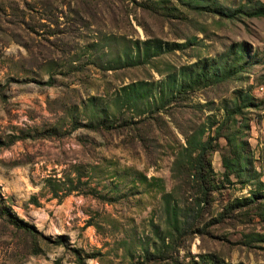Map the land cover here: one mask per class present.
Wrapping results in <instances>:
<instances>
[{
  "label": "rangeland",
  "instance_id": "1",
  "mask_svg": "<svg viewBox=\"0 0 264 264\" xmlns=\"http://www.w3.org/2000/svg\"><path fill=\"white\" fill-rule=\"evenodd\" d=\"M257 1L264 2L0 0V193L34 226L40 248L31 254L28 237L0 222V264H77L75 251L84 264H171L143 258L160 238L175 243L179 264H264V199L211 222L227 202L264 192V18L222 15ZM147 39L159 51L140 61ZM169 43L177 45L166 50ZM238 44L243 58L233 75L154 113L155 82ZM140 82L148 93L132 105L126 86ZM238 94L253 104L242 105L222 132L246 141L247 162L225 179L227 147L216 140L208 159L218 189L194 219L196 195L173 175L174 151L193 125H201L203 138L214 135L223 106ZM149 113L158 116L151 127L139 123ZM94 117L112 127L70 130L73 120ZM45 178L57 183V196ZM163 195L181 215L173 234Z\"/></svg>",
  "mask_w": 264,
  "mask_h": 264
},
{
  "label": "trees",
  "instance_id": "2",
  "mask_svg": "<svg viewBox=\"0 0 264 264\" xmlns=\"http://www.w3.org/2000/svg\"><path fill=\"white\" fill-rule=\"evenodd\" d=\"M241 7V8H240ZM230 13H224L217 11L222 15H233L242 13L248 17H263L264 18V2L257 1L251 6L243 8L240 6ZM155 39L144 40L141 42L142 48V59L140 61H147L150 56L158 54L159 44L155 43ZM177 43H169L166 50H171L176 46ZM238 49L235 51L230 47L224 55L218 58H205L198 59L189 64L182 65L176 70L167 73L165 77L157 82H155L152 89L155 91V97L153 101L154 113L159 109H162L165 105L170 103H181L189 98V96L196 90L203 86L214 84L216 82L223 81L233 75L237 71V66H240L239 61L243 58V48L241 44L237 45ZM229 54H236L234 58H228ZM135 62L138 61V55L136 54L134 58ZM149 85L146 83H138L127 85L128 91L124 93L125 99L132 105L138 99L146 96L148 93ZM1 92V89H0ZM237 100L233 103L230 108L227 105L223 106V117L219 123L215 126L214 135H207L205 138L202 136L201 125H193L188 128V131L183 132L184 144L180 145L173 154L171 170L175 178L180 175L184 179V183H188L195 192L194 204L199 207V211L194 216V219L198 215L201 216V210L209 205L211 201V193L215 192L218 187L212 183V169L209 163L210 151L215 149L217 145L216 140L221 137L225 146L227 147V152L221 154V166L223 168V177L228 179L230 175H238L243 169L247 162V155L243 153V148L246 145L245 140H239L236 138L235 134L229 131H224V128H228L227 121L233 119V116L240 112V107L252 105L251 97L247 94L236 96ZM149 117V118H148ZM157 117L152 116L150 113L143 117L139 123L151 127L152 123L157 124ZM145 119V120H144ZM113 121H109L104 118L94 117L87 122H79L73 120L70 124V130L76 129L78 127H83L88 130H108L112 127ZM135 124V122H129L128 124ZM227 130V129H226ZM11 141V139L9 140ZM61 184H65L64 180H60ZM44 184L48 188L49 192L53 197L57 196V183L52 182L50 178L44 179ZM257 184L262 186V182L258 179ZM68 189L64 190L63 194L68 193ZM169 195H163V206L165 210L166 221L170 220L168 225L170 227V233L178 232V222L181 215L177 212L178 205L176 202H170ZM257 198L264 199V192L258 193L253 192L250 196L233 199L225 205L224 209L219 212L218 217L211 220L218 222L221 221L223 217L229 215L230 212L237 210L241 207L248 206L252 204ZM29 201L35 205L38 202L35 200L34 196L29 197ZM202 205V206H201ZM169 214V217H168ZM228 217V216H227ZM0 222L10 229L21 232L24 236L29 239V251L31 254H38L40 248L37 244L38 233L31 223L19 218L11 209L10 205L4 200L2 194L0 193ZM182 222V220L180 221ZM156 232V231H155ZM175 243H164L163 238H160V246L154 247L151 251H147L145 248L143 250V258L145 260L154 259V257L168 258L169 263L179 264L177 258L171 254L175 251ZM75 261L77 264H84L81 256L75 251L74 252ZM210 263L206 264H227L222 260L208 258Z\"/></svg>",
  "mask_w": 264,
  "mask_h": 264
}]
</instances>
